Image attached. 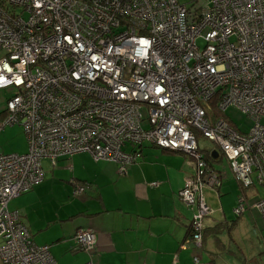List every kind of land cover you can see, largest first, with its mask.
Instances as JSON below:
<instances>
[{
	"label": "built area",
	"instance_id": "obj_1",
	"mask_svg": "<svg viewBox=\"0 0 264 264\" xmlns=\"http://www.w3.org/2000/svg\"><path fill=\"white\" fill-rule=\"evenodd\" d=\"M1 52L0 89L16 93L0 131L18 125L27 143L23 154H0L1 264H57L7 209L42 182L44 161L87 153L123 173L146 144L188 155L195 173L179 196L194 210L187 242L198 249L212 213L203 190L220 180L196 133L241 186L264 188V0H6ZM228 108L251 129L230 124ZM246 203L240 195L233 215L256 210L264 232V196ZM73 241L94 264L93 230Z\"/></svg>",
	"mask_w": 264,
	"mask_h": 264
},
{
	"label": "crops",
	"instance_id": "obj_2",
	"mask_svg": "<svg viewBox=\"0 0 264 264\" xmlns=\"http://www.w3.org/2000/svg\"><path fill=\"white\" fill-rule=\"evenodd\" d=\"M3 118L2 111L0 122ZM0 135L21 146V138ZM22 139L23 152L0 154L25 153L27 143ZM211 167L221 183V170L214 164ZM42 168V182L11 199L7 209L19 213L33 242L48 246L57 264H84L88 260L74 247L73 236L78 229L95 233L94 264H194V256L207 264H222L216 262L220 251L226 250L221 239L219 244L207 235L201 251L187 242L194 210L184 204L179 192L195 173L194 161L188 155L146 144L140 157L123 173L117 163L95 162L87 153L59 158L54 166L44 161ZM80 186L84 192L75 195ZM237 188L239 195V183ZM230 218L216 220L211 215L205 220V228L227 225ZM210 240L216 251H208V259L203 261L201 253L207 251Z\"/></svg>",
	"mask_w": 264,
	"mask_h": 264
},
{
	"label": "rangeland",
	"instance_id": "obj_3",
	"mask_svg": "<svg viewBox=\"0 0 264 264\" xmlns=\"http://www.w3.org/2000/svg\"><path fill=\"white\" fill-rule=\"evenodd\" d=\"M1 56L2 52L0 53V58ZM15 93L16 90L13 87L0 89V112L5 110L6 100ZM143 114L145 115V112H143ZM225 115L228 118L229 123L236 129L247 132L252 127V123L249 119L234 108H228ZM0 133L3 135L5 134L4 136L6 139H9L11 134H13L14 139L21 138L20 142L18 141L21 146H17V144H12L11 140L6 141L1 139L0 135L1 153L4 151L6 153L18 150L19 152L24 151L20 150L23 147L21 144V141L23 142L22 138L25 139L21 127L18 125H13V127L6 126ZM196 138L199 144V149L204 155L210 151H218L215 144L206 141L198 133H196ZM214 165L218 170H221L224 179L218 188H204L203 195H205L204 198L206 200V205L212 212L211 215L213 219L222 220L232 216L229 221L227 220L228 226L225 228L222 227V230L219 232L218 237L226 245V250L220 251V255L218 256L220 259L216 260V262L222 264H264V247L262 246L264 232L260 215L256 210L249 208H247L239 217H235L232 214L233 210L237 207L238 197L241 195L240 192L239 195L237 193L238 181L233 177L228 160L220 154ZM242 192L247 201L246 207L264 196V188L255 180L252 187L242 188ZM223 210L224 212H222ZM201 250L202 249H199V251ZM208 251H216L212 240L208 243L207 251L201 253L204 257L202 259L203 261L208 259Z\"/></svg>",
	"mask_w": 264,
	"mask_h": 264
},
{
	"label": "trees",
	"instance_id": "obj_4",
	"mask_svg": "<svg viewBox=\"0 0 264 264\" xmlns=\"http://www.w3.org/2000/svg\"><path fill=\"white\" fill-rule=\"evenodd\" d=\"M5 1L6 0H0V6L2 5H4L5 4ZM4 112V115H5V110L3 111ZM222 156V155H221ZM219 157V156H218ZM223 157V156H222ZM205 159H206V161H207V163L211 166L212 164H214L217 160L216 159H213L211 156H210V154H205ZM239 187H240V193H241V195H242V188H244L243 186H241L240 184H239ZM236 217V216H235ZM21 221V220H20ZM22 223V222H21ZM23 224V223H22ZM228 225H226V224H224V223H219V224H216V225H214V226H210V227H207V228H204V230H203V235H202V237H203V242H204V239L206 238V236L207 235H212V237H213V240L216 242V243H221V241H220V239H219V237H218V235H219V232L222 230V227L223 228H225V227H227ZM26 227V226H25ZM28 230V229H27ZM28 232H29V230H28ZM30 233V232H29ZM190 234H191V229H190V226H189V236H190ZM188 236V237H189ZM222 245V244H221Z\"/></svg>",
	"mask_w": 264,
	"mask_h": 264
},
{
	"label": "water",
	"instance_id": "obj_5",
	"mask_svg": "<svg viewBox=\"0 0 264 264\" xmlns=\"http://www.w3.org/2000/svg\"><path fill=\"white\" fill-rule=\"evenodd\" d=\"M211 157H212L213 159H216V158L218 157V152H217V151H212V152H211Z\"/></svg>",
	"mask_w": 264,
	"mask_h": 264
},
{
	"label": "clouds",
	"instance_id": "obj_6",
	"mask_svg": "<svg viewBox=\"0 0 264 264\" xmlns=\"http://www.w3.org/2000/svg\"><path fill=\"white\" fill-rule=\"evenodd\" d=\"M218 156H219V154H218ZM217 158H218V157H217ZM217 158H216V159H217Z\"/></svg>",
	"mask_w": 264,
	"mask_h": 264
}]
</instances>
